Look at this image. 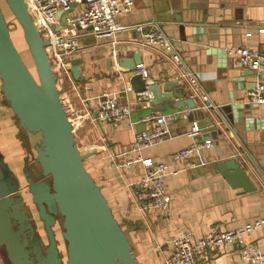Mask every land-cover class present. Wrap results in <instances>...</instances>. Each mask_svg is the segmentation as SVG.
<instances>
[{
  "label": "crops",
  "instance_id": "crops-1",
  "mask_svg": "<svg viewBox=\"0 0 264 264\" xmlns=\"http://www.w3.org/2000/svg\"><path fill=\"white\" fill-rule=\"evenodd\" d=\"M83 9L84 4L77 3L70 17L82 14ZM165 15L170 21L163 20ZM117 22L128 26L168 25L166 32L175 39L188 67L198 75L200 84L199 88L195 87L196 91L186 81L181 83L188 96L202 109L194 115L196 121L207 127L200 135H207L213 141L212 147L202 152L206 160L204 165L186 168L182 161L170 157L198 141L187 132L189 119L182 117V110L176 108L166 110L179 112L181 117L169 122L171 137L141 152L131 151L136 134L148 126L143 122L144 117L160 112L153 111L149 97L139 96L133 90L124 92L131 72L120 62L134 61L139 54L147 76L161 86L180 82L183 74L173 62L162 58L157 48L146 46L140 32L135 29L120 31L114 44L96 40L91 35L83 36L76 58L83 59L86 79L76 81L71 72L59 71L55 75L65 106L83 114L80 121L74 123L73 134L84 153L95 152L86 159V164L92 167L86 165L87 169L103 186L140 263L166 264L171 253L168 240L183 231L191 230L197 236H204L264 218L261 170L264 165V106L249 102L247 97L255 83L264 81V71L257 75L243 68L238 57L229 53L232 49L247 47L264 54V0H137L130 11L117 16ZM178 91L180 89L175 88L167 94ZM103 93H119L121 101L132 108L130 117L119 123L100 122L93 98ZM204 96L215 108H200ZM0 105L3 110L10 108L1 95ZM208 118L214 121V129L205 126ZM6 128L12 131L10 138L18 139L23 146L16 117ZM27 136L35 143V135L27 133ZM24 152L25 149L17 163L25 164ZM140 156L168 165L166 191L171 201L166 209L147 210L137 202L133 184L148 171ZM230 158L242 164L256 190L233 188L227 182L217 165ZM131 159L135 161L130 167L123 165ZM193 160L198 163V159ZM250 241L264 253V226L248 237L246 242ZM199 264L253 263L239 255L236 245H223Z\"/></svg>",
  "mask_w": 264,
  "mask_h": 264
},
{
  "label": "water",
  "instance_id": "water-1",
  "mask_svg": "<svg viewBox=\"0 0 264 264\" xmlns=\"http://www.w3.org/2000/svg\"><path fill=\"white\" fill-rule=\"evenodd\" d=\"M4 1L23 28L38 79L14 42L3 0H0L1 91L20 126L29 133L40 134L39 143L35 145L36 159L42 177L50 178V181L36 179V174L29 167L24 168L29 193L43 223L45 239L36 233L37 222H29L19 179L0 153L2 254L8 264H141L103 192V186L87 169L85 160L95 152L82 153L76 143L73 124L62 101L57 77L47 53L51 41L41 34L26 0ZM76 4L73 3L69 11L58 12L60 23L56 31L67 26L69 14ZM168 19L165 15L163 20L168 22ZM160 26L171 36L166 32L168 25ZM141 62L139 54L134 61L120 62L123 68L131 72L129 83L132 90L139 96L149 97L154 112H165L168 108L182 110V117L190 122L187 132L191 131L194 122L202 131L207 128L196 121L194 115L202 109L188 96L183 84L175 81L161 86L151 76H144L137 71ZM71 63L73 78L84 81L83 59L74 58ZM175 88L180 89V92L167 94ZM205 104L209 105L210 102ZM207 120L205 126L214 129V121L210 118ZM199 135L196 136L198 141L209 139L207 135ZM217 168L233 188H243L249 192L256 190L255 183L235 158L218 163ZM60 217L62 236L66 243V260L61 253L55 229Z\"/></svg>",
  "mask_w": 264,
  "mask_h": 264
},
{
  "label": "built area",
  "instance_id": "built-area-1",
  "mask_svg": "<svg viewBox=\"0 0 264 264\" xmlns=\"http://www.w3.org/2000/svg\"><path fill=\"white\" fill-rule=\"evenodd\" d=\"M137 0H26L29 11L45 39L51 41L49 46L56 60L59 71L69 73L72 66V59L81 49V38L91 35L96 40H108L115 43L117 33L126 29H135L144 38L143 43L148 47L157 48L162 58L173 62L183 72L180 82L186 81L194 90L199 88L198 75L192 71L184 57L178 50L175 39L167 35L158 24L142 23L136 25H121L117 22V16L130 11ZM73 3H83L82 14L76 17H68L67 26L56 31L60 19V10L69 11ZM146 28H149L146 30ZM229 53L238 57L240 65L250 69L257 75L264 71V54L258 49L241 47L232 49ZM137 71L144 76L148 71L142 64L137 66ZM58 70H55L57 72ZM58 71V72H59ZM179 81V80H178ZM183 83V82H182ZM132 91L130 83L127 84L124 92ZM196 91V90H195ZM198 94V92H196ZM249 102L264 106V81L255 83L248 92ZM96 100L97 119L100 122L119 123L128 119L132 108L128 103L121 101L119 93H103L93 98ZM206 96L202 101L201 108H215ZM64 103V102H63ZM65 105V103H64ZM66 107V106H65ZM71 123H78L83 114L67 108ZM190 111V110H188ZM180 116L179 112L151 113L144 117L143 122L148 126L136 134L132 152L138 153L156 143L171 137V130L168 124ZM201 129L194 122V126L188 133L194 137L201 134ZM232 137V135H231ZM210 139L196 141L193 145L185 147L171 154V159L182 161L186 168H192L196 164L204 165L202 152L212 147ZM143 160L148 171L146 175L136 181L133 186L138 204L147 210L166 209L171 197L166 191V177L170 173L168 165L163 162H154L152 159ZM193 159H198L195 163ZM134 159L126 161L123 165L130 167ZM264 175V165L262 166ZM176 173V172H175ZM264 226V218H258L242 227L224 231H212L204 236H197L191 230H186L171 237L167 244L171 253L166 264H199L218 251L223 245H236L239 255L253 264H264V253L255 242H246L248 237L256 230ZM0 264H8L0 250Z\"/></svg>",
  "mask_w": 264,
  "mask_h": 264
},
{
  "label": "rangeland",
  "instance_id": "rangeland-1",
  "mask_svg": "<svg viewBox=\"0 0 264 264\" xmlns=\"http://www.w3.org/2000/svg\"><path fill=\"white\" fill-rule=\"evenodd\" d=\"M3 8L7 17V21L9 22L10 25V30L11 34L13 36L14 42L19 50H21V54L23 56V59L25 60L26 64L29 66L31 69L32 73L37 77V72H36V67L35 63L33 61V58L31 56V53L28 48V44L26 43L23 35V28L17 21V19L14 17L12 14L8 4L6 2H3ZM49 55L53 59V53L51 48L49 49ZM55 70H58V67L55 68ZM59 71V70H58ZM57 71V72H58ZM38 79V77H37ZM1 85L2 82L0 80V94H1ZM11 108H6V110H3L1 105H0V153L3 155L4 161L7 163L9 167H11V170L15 174L16 177L19 179L20 187H21V192L25 195L26 200L30 203V207L32 209V219L37 222L38 225V233L42 235L46 239V234L44 231L43 223L39 218L38 211L36 206L34 205L32 201V196L29 193L28 190V183L25 178V174L23 171V168L25 166L24 163H17L16 161L19 158H22L24 148L23 146L19 143L20 141L15 139L14 137L10 138V134L12 131L6 127H8L9 123H12L15 120V117L13 116ZM26 131V130H24ZM27 133H29L27 131ZM32 134V133H31ZM35 135V143L37 144L40 140V134H32ZM9 136V137H8ZM32 137V136H30ZM35 143L32 141V148H35ZM80 151L84 153L85 151L81 146H79ZM32 153L35 155L36 151L32 149ZM24 152V158L25 156ZM87 160H85L86 162ZM9 162V163H8ZM27 163V162H26ZM88 168H92L90 163L86 164ZM37 170H40V167L37 162ZM38 172V171H37ZM62 223V217L59 219V223L55 226L56 232L58 234V238L60 241V249L61 253L63 255V258L66 260V243L63 239L62 236V231L63 228L61 226Z\"/></svg>",
  "mask_w": 264,
  "mask_h": 264
},
{
  "label": "trees",
  "instance_id": "trees-1",
  "mask_svg": "<svg viewBox=\"0 0 264 264\" xmlns=\"http://www.w3.org/2000/svg\"><path fill=\"white\" fill-rule=\"evenodd\" d=\"M3 2H5L3 0ZM13 37V36H12ZM21 51V50H20ZM1 98L3 99V102L6 103L9 107V102L5 99L3 93L1 92ZM11 108V107H10ZM16 117V116H15ZM17 118V117H16ZM18 120V118H17ZM19 123V120H18ZM20 126V124H19ZM20 130H21V135L20 138H22V144L23 147L25 149V167H29L30 169L34 170V172H37L38 170L36 169L37 167V159H36V154L34 155L32 153V149L35 150V148H32V143L30 141V138L27 136V131H24V129L20 126ZM27 162V163H26ZM10 168V167H9ZM11 169V168H10ZM12 171V170H11ZM13 172V171H12ZM14 174V173H13ZM15 175V174H14Z\"/></svg>",
  "mask_w": 264,
  "mask_h": 264
},
{
  "label": "flooded vegetation",
  "instance_id": "flooded-vegetation-1",
  "mask_svg": "<svg viewBox=\"0 0 264 264\" xmlns=\"http://www.w3.org/2000/svg\"><path fill=\"white\" fill-rule=\"evenodd\" d=\"M25 168V167H24ZM34 174H36L35 178L36 179H40V180H45V181H50V178H43L41 173H40V170H38V172H34V170L30 169ZM18 178V177H17ZM25 196V195H24ZM25 200H26V197H25ZM34 203V202H33ZM35 205V204H34ZM36 206V205H35ZM25 207H26V211H27V214L29 215L30 217V220L29 222L30 223H33V219H32V209L30 207V203L26 200V204H25ZM37 208V207H36ZM37 234L38 233V229L36 231ZM40 235V234H39Z\"/></svg>",
  "mask_w": 264,
  "mask_h": 264
},
{
  "label": "bare ground",
  "instance_id": "bare-ground-1",
  "mask_svg": "<svg viewBox=\"0 0 264 264\" xmlns=\"http://www.w3.org/2000/svg\"><path fill=\"white\" fill-rule=\"evenodd\" d=\"M49 49H50V47L48 46L47 47V53H48V56H49V59H50L51 65H52V69L55 72V68H56L57 62H56L55 59H52L51 56L49 55Z\"/></svg>",
  "mask_w": 264,
  "mask_h": 264
}]
</instances>
